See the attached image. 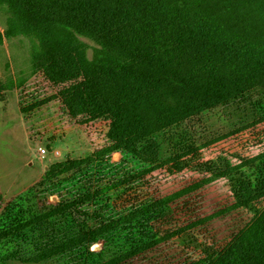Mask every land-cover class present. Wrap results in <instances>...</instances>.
Instances as JSON below:
<instances>
[{"label": "rangeland", "instance_id": "1", "mask_svg": "<svg viewBox=\"0 0 264 264\" xmlns=\"http://www.w3.org/2000/svg\"><path fill=\"white\" fill-rule=\"evenodd\" d=\"M74 7L75 0H0V235L41 217L40 222L0 236V264H177L171 254L179 250L202 257L207 247L204 239L184 231L165 248L128 259L129 249L154 238L152 218L159 212L154 211L93 242L85 239L78 247L43 260H28L78 235L64 205L92 193L101 183L144 169L123 151L97 156L110 144L111 135L151 126L183 100L205 101L246 84L221 68L200 69L202 62L189 52L164 46L140 30L120 37L101 36L108 30L103 26L107 20L92 14L75 17ZM128 62H133L132 75H107ZM76 77L78 81L95 78L92 89L75 90ZM157 84L165 86L153 91ZM145 87L152 94L141 98ZM258 107L264 111V90L252 88L212 110V121L219 131L229 130L259 118ZM101 113L106 120H89L90 115ZM258 130L264 131V123ZM248 137L208 147L205 157L222 152L253 156L259 145ZM157 140L165 155L166 138L160 135ZM78 160L86 162L75 165ZM184 172L159 169L140 182L146 181L144 190L161 197L196 178L191 171ZM227 189L224 180L203 188L194 197L198 214L215 212L229 196ZM106 196L87 202L83 209L107 215L111 202L103 201ZM229 215L206 228L226 232L228 224L236 223ZM155 234L157 239L162 236Z\"/></svg>", "mask_w": 264, "mask_h": 264}, {"label": "trees", "instance_id": "2", "mask_svg": "<svg viewBox=\"0 0 264 264\" xmlns=\"http://www.w3.org/2000/svg\"><path fill=\"white\" fill-rule=\"evenodd\" d=\"M71 13H75V17L92 14L106 19L103 26L108 30L101 36L120 37L127 31L140 30L156 37L164 46L174 45L189 52L202 62L200 69L221 68L246 84L205 101L183 100L176 110L151 126L111 135L110 144L98 151L97 156L123 151L141 163L144 169L130 172L122 179L101 183L92 193L64 205L75 222L78 235L28 260L36 257L43 260L78 247L85 239L93 242L159 211L152 223L154 231L162 236L157 239V231L154 232L153 239L125 253H131L128 259L165 248L173 237L187 231L202 237L207 247L198 259L187 256L182 250L171 254L177 264H264V131L258 130L264 123V111L258 107V111L262 110L259 118L242 121L224 131L216 129L217 122L212 121L215 116L212 110L231 98L235 99L252 88L264 90V0H75ZM132 63L112 69L107 75H132L129 72ZM94 80L81 78L78 81L76 77L75 90H91L90 84ZM164 86L157 84L151 88L157 91ZM144 89L147 92L141 98L152 94L148 87ZM104 115L92 114L89 120H106ZM160 135L168 143L165 155L157 140ZM247 135L248 140L258 143L260 151L257 154L242 157L221 151L213 158L205 157L204 149L218 147L226 140L244 139ZM84 162L86 160H78L75 165ZM159 169H165L169 174L191 171L196 178L170 194L154 197L144 190L146 181L143 183L140 179ZM218 180H224L229 196L221 200L215 212L206 216L198 214V199L194 197ZM103 195H107L103 201L111 202L107 215L98 209L94 212L83 209L84 204ZM228 214L236 218V223L233 226L228 224L226 232L216 233L206 228L211 221ZM240 218L244 219L243 222H239ZM40 220L41 217H34L1 235L12 234Z\"/></svg>", "mask_w": 264, "mask_h": 264}, {"label": "built area", "instance_id": "3", "mask_svg": "<svg viewBox=\"0 0 264 264\" xmlns=\"http://www.w3.org/2000/svg\"><path fill=\"white\" fill-rule=\"evenodd\" d=\"M42 154H45V150L44 149H41L40 150Z\"/></svg>", "mask_w": 264, "mask_h": 264}]
</instances>
